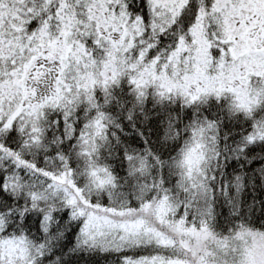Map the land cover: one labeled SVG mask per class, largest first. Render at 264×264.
Instances as JSON below:
<instances>
[{"label":"snow or ice","instance_id":"1","mask_svg":"<svg viewBox=\"0 0 264 264\" xmlns=\"http://www.w3.org/2000/svg\"><path fill=\"white\" fill-rule=\"evenodd\" d=\"M0 264H264V0H0Z\"/></svg>","mask_w":264,"mask_h":264}]
</instances>
